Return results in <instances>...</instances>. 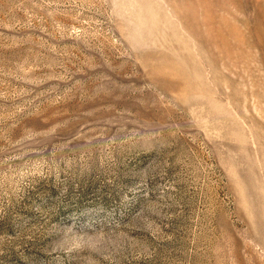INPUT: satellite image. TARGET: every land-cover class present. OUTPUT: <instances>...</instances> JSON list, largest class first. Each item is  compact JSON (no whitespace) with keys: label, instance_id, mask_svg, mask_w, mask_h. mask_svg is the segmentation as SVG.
<instances>
[{"label":"rangeland","instance_id":"rangeland-1","mask_svg":"<svg viewBox=\"0 0 264 264\" xmlns=\"http://www.w3.org/2000/svg\"><path fill=\"white\" fill-rule=\"evenodd\" d=\"M0 264H264V0H0Z\"/></svg>","mask_w":264,"mask_h":264}]
</instances>
